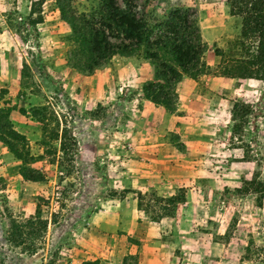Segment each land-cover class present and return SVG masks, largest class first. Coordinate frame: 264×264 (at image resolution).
Masks as SVG:
<instances>
[{
	"label": "rangeland",
	"instance_id": "374dc122",
	"mask_svg": "<svg viewBox=\"0 0 264 264\" xmlns=\"http://www.w3.org/2000/svg\"><path fill=\"white\" fill-rule=\"evenodd\" d=\"M33 1L0 0V108L26 137L31 156L23 162L0 141V264L94 259L113 264L87 253L89 244L83 243L88 238L106 246L117 243L118 264H145L129 254L138 240L124 230L113 231L110 225L117 219L102 214L116 205L111 199L127 194L121 172L136 156L139 132L146 130L152 144L164 138L180 150L187 145L181 134L187 143L196 135L195 152L186 158L200 164L195 180L175 194L158 188L136 192L139 207L153 221L177 211V240L166 241L169 250L148 259L153 264H264V80L201 75L191 100H182L193 102L191 110L186 102L187 110L178 112H191L195 120L178 122L180 132L157 138L162 129L142 126L139 109L145 97L128 81L131 68L152 76L151 62L140 55L127 60L116 55L91 74L80 72L72 65L71 28L55 0H42L44 20L36 26L28 24ZM73 5L89 11L97 1L73 0ZM145 5L156 17L172 7L191 9L211 67L220 60L214 50L227 49L240 33V19L230 15L227 0H148ZM63 127L76 144L62 159ZM171 196L180 200L170 201ZM95 212L102 218L92 224ZM154 237L148 238L151 244Z\"/></svg>",
	"mask_w": 264,
	"mask_h": 264
},
{
	"label": "trees",
	"instance_id": "16d2710c",
	"mask_svg": "<svg viewBox=\"0 0 264 264\" xmlns=\"http://www.w3.org/2000/svg\"><path fill=\"white\" fill-rule=\"evenodd\" d=\"M96 1L95 8L79 11L73 0H55L61 19L71 28L69 39L76 46L72 65L82 73H93L116 55H140L153 67L152 78L142 86L143 96L170 113L177 109L176 86L183 76L196 80L201 75L213 74L264 80V0H227L230 15L240 19V33L227 49L214 50V55L220 58L215 67L205 61L207 43L191 9L172 7L156 17L147 11L148 0ZM41 4L42 0L31 4L28 15L31 26L44 20ZM4 110L0 108V141L15 157L27 162L31 156L26 149V137L13 128ZM60 139L63 159L76 139L67 127L61 129ZM169 199L180 200L175 196ZM35 212L40 219L41 210L37 208ZM83 264H100V260Z\"/></svg>",
	"mask_w": 264,
	"mask_h": 264
},
{
	"label": "crops",
	"instance_id": "0c3cea01",
	"mask_svg": "<svg viewBox=\"0 0 264 264\" xmlns=\"http://www.w3.org/2000/svg\"><path fill=\"white\" fill-rule=\"evenodd\" d=\"M130 57L131 56H121V58L126 60L130 59ZM113 58H115V56ZM130 70L131 75L128 73L129 84L131 83L133 86L136 84L139 85V89L138 86H136V89L139 90L138 95H141L143 94L142 85L145 81L152 78L151 73H145L146 77H143L139 70L137 71V69L134 68ZM96 74L95 76L93 75V80L96 78ZM80 76L81 75H79V78ZM232 79L238 81L255 80L253 78ZM197 85V79L195 80L188 76L182 77L176 86V92L178 94L177 109L172 113L167 112L161 105L154 104L146 98H141L143 106L139 111L141 114V122H143L142 126H159V128L162 129L163 136L160 135L157 138L165 137L169 131H175V134L180 132L177 128L178 122H183L182 124H184V120L186 119L195 120L191 112L189 114L183 113L182 115H179L178 112L187 108L186 102L190 104L189 108L191 110V103L193 104V102L182 100H191L197 91ZM240 85L236 88L238 89ZM234 86H236V84ZM79 95L81 99L85 98L84 93L81 92ZM181 128H183V126ZM189 129H191V127ZM140 133H142L141 141L138 143L137 140L138 144H136V150L133 151L136 156L131 157L129 163L126 164V169L124 172H121L125 173V177L121 175L120 178L121 183L128 189L127 194L122 199H111L116 202V205H113V208L111 207L112 209H109V211H103L104 213L102 216L117 219L113 225H110V227H113V231L117 232L118 229L124 230L138 240V243L134 244L135 249H131L129 254L137 255L142 263L153 264L154 260H149L148 258H152L159 254L163 255V251L169 250L165 242L169 241L174 243V241L177 240V211L173 217H166L158 221H153L151 220L150 214L145 209L139 207L138 199L135 197V194L138 191L145 192L150 188H158L168 193V195H172L176 193L177 187L187 185L188 183L191 184L192 180L194 181L196 178L200 164L196 160H188L186 157L195 152L192 151L191 148L198 142L196 140V135H193L195 138L194 142L187 143L186 139H184L181 134V141L188 146L186 145L183 150H180L172 145H166L164 138H162L161 143L157 142L158 144H152L153 141L149 139L148 136L151 134L150 130L139 132V134ZM190 134L192 135L191 132ZM136 136L137 135H135V137ZM147 171L150 172L148 173ZM190 171H194V173ZM92 215V224H96L95 221L97 216L101 215L96 212ZM102 216L99 218H102ZM90 225L91 224H89L87 228H89ZM90 228H93V226L91 225ZM170 233H173V240L169 236ZM149 237L155 238V240H151L153 244L148 241ZM88 239L89 240L83 243H88L89 246L91 245L90 247L88 245L86 246L87 253H91L99 258H107L110 260V263L113 264L119 263L120 251L117 243L110 241V244L106 246V244H100V242L92 238Z\"/></svg>",
	"mask_w": 264,
	"mask_h": 264
}]
</instances>
